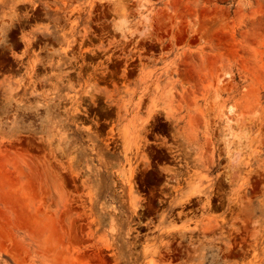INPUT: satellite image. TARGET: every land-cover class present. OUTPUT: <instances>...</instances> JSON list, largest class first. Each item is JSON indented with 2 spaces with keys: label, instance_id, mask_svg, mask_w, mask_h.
Returning <instances> with one entry per match:
<instances>
[{
  "label": "rangeland",
  "instance_id": "374dc122",
  "mask_svg": "<svg viewBox=\"0 0 264 264\" xmlns=\"http://www.w3.org/2000/svg\"><path fill=\"white\" fill-rule=\"evenodd\" d=\"M0 264H264V0H0Z\"/></svg>",
  "mask_w": 264,
  "mask_h": 264
},
{
  "label": "flooded vegetation",
  "instance_id": "af4514ba",
  "mask_svg": "<svg viewBox=\"0 0 264 264\" xmlns=\"http://www.w3.org/2000/svg\"><path fill=\"white\" fill-rule=\"evenodd\" d=\"M97 61H99V60H97ZM111 81H112V78L108 76L106 78V83L108 85H110V87L113 84ZM61 84L68 85L65 82H63ZM72 84L74 85L73 88H78L79 82H72ZM99 86L104 87L106 85L99 84ZM108 110H110V109L109 108L105 109L102 106L97 105L95 103L86 102V104L84 106L80 107L78 114H76V116H75V120H77L78 122H81V121L91 122L92 124H94V126L102 127L106 123H108L109 120L112 119L111 117H108V114L103 113V112L108 111ZM45 143L48 145L49 141H46Z\"/></svg>",
  "mask_w": 264,
  "mask_h": 264
},
{
  "label": "bare ground",
  "instance_id": "6f19581e",
  "mask_svg": "<svg viewBox=\"0 0 264 264\" xmlns=\"http://www.w3.org/2000/svg\"><path fill=\"white\" fill-rule=\"evenodd\" d=\"M152 105L155 106V104H153V103H152ZM151 110H153V109H151ZM151 113H152V112H151ZM188 200H189V199H188ZM23 216H24V215H23ZM19 218H20V217H19ZM27 218H28V216H27Z\"/></svg>",
  "mask_w": 264,
  "mask_h": 264
}]
</instances>
